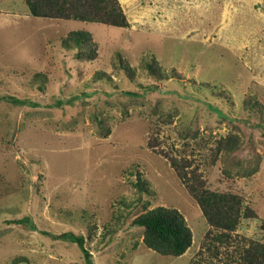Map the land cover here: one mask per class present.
<instances>
[{"label":"rangeland","instance_id":"obj_1","mask_svg":"<svg viewBox=\"0 0 264 264\" xmlns=\"http://www.w3.org/2000/svg\"><path fill=\"white\" fill-rule=\"evenodd\" d=\"M119 1L123 28L33 16L23 0H0V95L28 99L0 98V264L17 255L28 264H85L75 242L41 230L84 235L92 264L225 263L224 252L211 260L198 251L208 226L169 154L192 159L210 188L240 193L256 215L242 216L235 232L264 241V121L244 106L248 94L264 103V0ZM76 28L92 31L94 59L61 45ZM150 56L183 77L155 82L142 67ZM97 71L111 80H94ZM230 131L241 146L213 159L215 140ZM137 171L148 192L136 186ZM160 205L178 208L193 231L179 256L148 248L133 223Z\"/></svg>","mask_w":264,"mask_h":264},{"label":"trees","instance_id":"obj_2","mask_svg":"<svg viewBox=\"0 0 264 264\" xmlns=\"http://www.w3.org/2000/svg\"><path fill=\"white\" fill-rule=\"evenodd\" d=\"M23 3H25L27 13L33 16L90 21L120 28L129 25L119 0H23ZM60 42L67 49L76 48L74 55L79 59L92 60L98 54L97 41L92 31L86 28L68 30L60 38ZM116 59L118 60L117 66L132 79L135 70L130 66L128 60L123 59L120 54L117 55ZM142 67L155 82L159 83L169 78L181 79L183 77L182 73L173 67L170 69L162 68L155 56L145 59ZM39 75L42 73H35V78ZM104 76L111 80L104 71L95 72L93 78L99 80ZM43 78L41 79L42 84L39 85L41 89H43V83L46 79L45 76ZM159 83L154 85L158 86ZM214 93L229 100V95L224 94L223 90ZM0 98L12 101L17 105L25 104L28 101L27 98H19L10 94L0 95ZM244 106L251 112H257L261 120L264 121V103L256 96L248 94L244 99ZM167 117L171 121L172 113L169 112ZM99 122L101 123L100 120ZM147 143L151 147H155L158 144L157 136L151 135ZM241 143L239 132L230 131L226 135L220 136L215 140L212 148L213 159L218 153H230L238 149ZM158 151L167 154L161 149ZM168 159L188 193L197 202L208 226L198 251L205 252L211 260L213 258L221 259V254L224 252L226 260L222 264H264V241L235 232L242 216L252 217L256 215L252 207L245 206L243 208L242 195L232 190L210 188L199 166L197 164L192 166V159L186 156L169 154ZM135 184L139 190L148 192L149 185L139 171H137ZM28 218L25 216L12 221L23 224L28 222ZM133 223L143 228V243L162 255L179 256L192 244L193 231L184 214L176 207L160 205L146 208L133 218ZM35 227L34 224H30V228L36 229ZM95 228L94 223L88 224V239L94 237ZM41 232L53 238L75 242L83 255L85 264H92L91 251L85 245L84 235L74 233L71 230L61 233H50L48 230H41ZM22 262L29 263V260L25 256L17 255L13 258L12 264Z\"/></svg>","mask_w":264,"mask_h":264},{"label":"water","instance_id":"obj_3","mask_svg":"<svg viewBox=\"0 0 264 264\" xmlns=\"http://www.w3.org/2000/svg\"><path fill=\"white\" fill-rule=\"evenodd\" d=\"M22 264H28V263H26V262H23Z\"/></svg>","mask_w":264,"mask_h":264}]
</instances>
